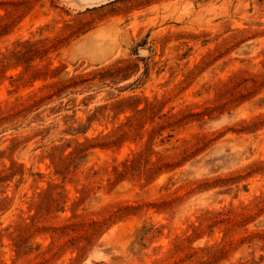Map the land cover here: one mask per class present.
<instances>
[{"label":"rangeland","instance_id":"rangeland-1","mask_svg":"<svg viewBox=\"0 0 264 264\" xmlns=\"http://www.w3.org/2000/svg\"><path fill=\"white\" fill-rule=\"evenodd\" d=\"M0 264H264V0H0Z\"/></svg>","mask_w":264,"mask_h":264}]
</instances>
